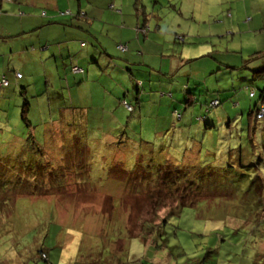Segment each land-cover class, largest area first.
Returning <instances> with one entry per match:
<instances>
[{
	"label": "rangeland",
	"instance_id": "obj_1",
	"mask_svg": "<svg viewBox=\"0 0 264 264\" xmlns=\"http://www.w3.org/2000/svg\"><path fill=\"white\" fill-rule=\"evenodd\" d=\"M143 1L140 7L145 12L143 19L152 22L153 29L157 27L162 31L176 47V52L183 48V57L203 58L187 63L186 73L191 78L176 76L173 80L158 81L151 75L145 79L141 77L142 82H130L122 87L138 92L139 106L125 124L124 121L120 125L115 122L110 135L116 134L113 139L120 138L125 131L131 136V144L138 149L143 142L150 143L153 160L160 165L168 164L165 161L179 164L177 160L182 152L193 147H197L198 153L196 167L206 164L223 168L226 161L237 165L238 158L245 163L250 153L241 145L245 135L240 129L245 126L249 106L258 100L264 84L261 80L264 76L256 78L251 71L258 66L256 61H264L263 57L251 56L264 50V0ZM125 51L124 47L121 52ZM112 52L121 53L115 47ZM140 66L141 63L136 64V68ZM93 84L92 81L88 85L93 87ZM182 84L183 90L172 91L173 104L168 92L162 95L163 89ZM105 85L109 88L107 83ZM246 86L255 90L254 99L248 97ZM187 88L199 102L182 111L185 106L181 102L187 95ZM87 91L84 86L77 102L84 100ZM20 92L12 85V92L0 96H3L0 102V162L13 167L12 170L8 168L9 175L26 159L33 164L46 161L56 168L62 159L66 161V154L79 152L78 145L88 141L92 144L87 149L89 153L82 150V161L86 163L94 157L92 166L96 163L99 171L92 172L85 183L77 181L71 171L81 167V157L72 154L69 163L64 165V176L59 178L62 186L54 178L52 187L47 183L34 194L27 191V195L16 198L0 190V264H264V239L260 243L251 242L243 231L242 226L246 224L236 226L241 224L231 218L232 205L225 200L214 203L216 209L215 213L211 211L212 217L209 215L211 206L203 208L204 203L185 206L178 216L167 218L170 225H166L162 233V238H167L165 245L155 237L146 239L144 244L143 238L139 239L148 236L144 224L157 228L174 205L166 196L162 205L160 202L152 204L159 197L155 190L161 189L163 195L168 191L160 184L158 187L148 185L135 177L143 173L134 170L135 162L140 167L155 163L143 160L138 149L131 147V150L119 139L108 140L109 132L87 134L85 125L73 121L83 113L81 111L66 116L69 120L65 123L60 108L65 106L63 102L70 101V91L64 90L55 97L43 94L40 99L29 98V95L25 99ZM122 93H129V90ZM92 96L90 112L98 113L102 120L112 121L124 116H107V107L98 96ZM213 97L221 98L222 105L208 112L201 111L199 104ZM177 98L180 102H175ZM25 100L29 103L27 119L31 124L27 126L21 119ZM169 101L164 115L161 105ZM173 108L182 112L179 121L169 114ZM205 124L215 127L207 129ZM169 126H172L170 130ZM188 136L193 141L187 140ZM208 150L213 151L215 158L207 156ZM227 150H234L235 155L225 159ZM112 160L121 165H114ZM40 250L45 258H40ZM257 250L258 259L254 258Z\"/></svg>",
	"mask_w": 264,
	"mask_h": 264
},
{
	"label": "trees",
	"instance_id": "obj_2",
	"mask_svg": "<svg viewBox=\"0 0 264 264\" xmlns=\"http://www.w3.org/2000/svg\"><path fill=\"white\" fill-rule=\"evenodd\" d=\"M1 1L2 0H0V3ZM6 1L11 5L14 6L16 5L14 4L15 0H6ZM30 2L32 3L31 9L33 10L42 7L41 2H37L36 0H30ZM141 6L142 5L140 3V0H134L133 3L134 11L137 12V14L139 13L142 17L141 21L143 23H146L148 20L146 21L143 19V17L145 16V12H142L140 10ZM15 12L17 13L16 6L15 9H13V11L11 10L5 11V13H8L7 16H11L10 15L11 13L16 14ZM43 13H44L43 17H45L46 12ZM79 14L81 13L78 12V15ZM39 15L40 14H38V17ZM61 16H68V18L62 21L64 22L63 25L70 27L71 26L70 21L72 19L71 13L69 11L66 12L60 10L56 12V16L54 17L59 18ZM5 22H4L5 23L4 26L8 28L9 31L11 30L12 32L13 25L7 20H5ZM140 29L142 35H146L149 32V27L146 26L145 24L142 25ZM82 31L86 33L88 32L87 30L84 29ZM26 35H28V32H19L16 34L8 35L7 37H0V48H2L1 47L2 44L10 42V40H16L23 36L25 37ZM85 39L86 41L84 42H88L89 44H92L94 42L96 45L99 46V48H101V52L103 54L105 53L104 48L100 45L99 43L100 41L98 40V38L94 37L93 35H90V37L86 35ZM174 39L175 41H177L176 37ZM76 41L79 43L78 38L71 39V42L68 43V46H66L65 44L61 45L59 41L56 42V48L54 47V55L52 56L53 61L49 59L52 61L50 64H52L51 66H53V69L56 72L55 71L54 73L52 72L51 75L49 76L45 75V80H48L47 84L49 85L47 87L51 89L52 96L58 95L59 92H62L64 90L70 91L71 93V96H69L70 101L63 102L65 106H62V108H60L63 111L64 114L63 119H65V123L69 120V118H67L66 116H72L77 114V111H81L83 113H81L78 118L73 119V121L78 124H81L82 126L85 125L86 128L85 131L87 134L88 132H92V131L103 132V133L109 132V134L107 135L108 140L118 141L119 139L122 145H125L128 148L132 147L134 149H138L136 145L134 146L131 144V138H130L131 136H128V134H126L125 131H124L125 134L120 138L116 137L115 139H113L116 134L110 135L112 134L111 132H113L111 129L114 126L113 124L115 122H118V125H120L124 121L123 124H125V121L133 116L134 111L138 110V106H139L138 92L137 95H135L134 97L130 96L129 93H125V94L122 93L123 92L122 85L117 83L115 79L109 77L108 74L104 75L103 66L96 60H92L89 62V68L95 70L94 72L99 75L94 74V78L87 76V72H90L89 69L88 68L83 69L80 66H76L72 60V56L74 55L71 54L70 49H72V44L73 43L75 44ZM178 42H182V41L178 40ZM60 46H64V47L61 48ZM119 47H125V45L124 44L116 45L117 50L121 52ZM104 55H106L108 62L109 60L111 62H116L117 60H119L118 57L109 55L108 53H105ZM251 56H253L256 59L261 57L264 58V50L255 52ZM202 58L203 56H196L195 58L189 59L188 63L192 62L193 60H199ZM256 64L258 66L251 71L254 73V76L256 78H261L259 75L264 76V61L263 63L256 61ZM241 67H243V65ZM245 67L246 66H244L243 68ZM153 72L156 73L155 80L158 81H167L169 79L176 77V74L170 75L163 69L154 70ZM157 72L159 73L158 75ZM14 75L16 79H21L22 77L20 73H16ZM98 79H101L100 83L97 82ZM261 80L264 81L263 78H261ZM92 81L95 84H93V87H90L88 84L91 83ZM3 82L5 83L3 84ZM106 83L109 85L110 89L105 85ZM262 85H263L262 88L259 90L258 100L249 106L247 113V121L245 123V126L242 129H240L241 134L245 135L244 137L245 141L244 142L241 141V145H243V148L244 146H246V148L250 153L249 154L250 158L245 160V163L242 161V159L238 158L237 165L231 163L230 161H226L227 164L223 168H215L212 165L211 167V166H207L206 164H203L202 167L199 166L196 167L195 162L197 160L198 153H197V147H193L191 149L186 148L185 151L182 152L180 159L177 160L179 164L173 165L170 164L171 162L165 161V163L168 164L160 165L159 163H156L153 160L154 159L152 153L153 146L150 143H145V142H143V146L140 145V148L138 149L139 156L142 157L143 160L146 159V161L149 159L148 162L155 163V165L148 164L143 166L142 164V167H140L139 163L135 162L133 166L134 170H136L138 174L140 172H143L142 174L135 175V177L145 181L148 185L155 184L158 187L160 184L163 186L164 190L168 191V193L163 195L161 189L155 190V194L159 195V197L154 199L152 201V204L160 202L162 205L163 204L162 199L164 196H166V199L169 201L173 200V204H174L173 207L169 209L166 216L162 218L159 225H157V228L156 226L152 227L147 224H144L146 230L145 233L148 234V236L139 237V239L143 238L142 241L144 244L146 239L155 237L160 240V243L163 242V244L165 245L167 238L163 239L162 233L164 227L166 225H170V223L167 221V218H169L171 215L178 216L185 206L190 207L198 203H204L203 208L208 209L211 206V209L209 210V215L210 217H212L213 214H211V211L215 213V209H216L214 203H220L222 202V200L228 201L232 205L230 216L231 218H233L234 222H239V224H241V225L236 224V226L241 227L243 225V222L246 224L245 226H242L244 227L243 231H246L245 234L249 235V237L251 238V242L256 241L260 243L262 239H264V236L260 232V230L261 231L263 230L262 232H264V84ZM13 86L16 87L15 89L20 90L21 92L26 89L25 87L26 85H21L19 87L15 85ZM34 86H36V89L33 92H31V94L27 93V95H29V98L37 99L38 97H41V95L45 94L44 85H42L39 82L38 83L36 82ZM84 86H87V90H88L87 92L91 90L92 92L91 94L98 96V98L102 102V105H105L107 107V111H106L107 116H111V117L117 115H124V116L121 119L117 117L118 120L112 119V121H108L109 118L108 119L106 118V120L105 119L102 120L99 117L98 113L95 114L91 113L90 109L92 107L90 109H86V108L82 109L81 106L78 105L77 103V99H78L77 97L79 96V92H81ZM116 86H119L121 92L120 94H117L115 92L116 90L115 91L112 90V88L114 87L116 88ZM177 87L178 89L174 91L175 93H178V90L180 91L183 90L182 85L181 86L177 85ZM258 87H260V85H258ZM4 89H6V91H4ZM9 90H11L10 92H12V85L10 84V81L5 76L0 77V93H1L0 96L8 95L9 93L7 94V92ZM245 90L248 92V97L250 99L255 98L256 93L253 88L246 86ZM172 91L173 90L167 91L170 94L171 101H172ZM25 93H24V98L28 99ZM185 93H187V95H185V97L181 102V104L185 106L183 107L182 111H186L188 106H193V104L199 102L198 98L195 97V94L193 93L192 90H188L187 88L185 89ZM193 95L194 97H192ZM2 98L3 96L0 97V102ZM171 101L161 105V107L164 108L162 109L163 111L162 114H164L167 104H170ZM176 101H179V98H177L175 102ZM214 102H216V104H213ZM173 103L174 101H172V104ZM199 105L201 107V111L205 110V112H208L211 109L221 106L222 100L219 97H213L209 101L203 103L202 105L201 104ZM69 107H74V108L69 109ZM28 108H29V103L27 102V100H25L24 108L21 111L22 113L21 119L22 121H24L23 124L25 126L31 125L27 119V115L29 113ZM171 111L172 112L169 113L170 116L174 120L179 121V119H181L182 112L178 113L177 109L174 108L171 109ZM118 112L121 113L118 114ZM8 117L10 118V114L8 115ZM226 124L228 126L231 125L230 122ZM188 125L190 124L188 123ZM171 127L172 126H169L168 130H170ZM213 127L215 126L212 124H205V128L207 129H211ZM239 137H241V135ZM187 140L193 141V139H189V136ZM91 144H92L91 141H88L84 145L79 144L78 146L81 147L80 151L79 152L75 151V153L72 152L66 154L65 157L66 161L62 159L63 161L61 160L60 164H58L56 168L51 167L46 161L43 160H42L43 163L40 162L33 164L26 159V161L28 162L24 161L23 163H21L22 161H19L21 165L18 166L17 167L18 169L14 170L13 173L10 172L11 175H9V169L12 170L13 167H10L5 163L0 162V190H3L4 192L8 191L11 193L12 197L16 198L17 195H27L25 193L27 191L30 192V194H34V191L40 190V188L47 186V183H48V187H52L54 184L53 185L50 184L52 179L54 178H56L55 182H57L59 186H62L63 183L60 184L59 178L64 176V172H63V169L65 167L64 165L69 163L68 161H70V159L73 157L72 154L74 155L76 154V156L81 157L83 155L82 150L85 149L86 152H88L87 149ZM75 147L77 148V145H75L73 148L75 149ZM227 151L228 153L225 154V159H229L230 157L235 155L234 150H227ZM141 152L142 154H140ZM239 155L241 157V153H239ZM207 156L211 157L212 159L215 158L213 151L210 152V150H208ZM134 157L137 158V155ZM93 158L94 157H90L89 159L91 160L90 161L88 160V162L85 163L84 161H82V157H81V160H79L81 167L79 169L72 168L73 170L71 171V173H73L76 176L77 181H80L81 183H85L86 181H88V177H91L92 172L99 171L98 167L96 166V163L95 166H92ZM112 161L114 162V165L115 164L121 165L116 160H112ZM144 162L145 161H143V163ZM104 167L105 164H103V168ZM139 167L141 171L139 170ZM89 168H91V170ZM142 175L144 176L143 178ZM25 188L28 189L24 190ZM191 193H194V196H192ZM1 207L2 204L0 205V208ZM174 229L176 230L177 226H174ZM39 254L41 255L40 258H45V254L43 253V250H40ZM258 257H259V251L257 250L254 258L258 259Z\"/></svg>",
	"mask_w": 264,
	"mask_h": 264
},
{
	"label": "crops",
	"instance_id": "obj_3",
	"mask_svg": "<svg viewBox=\"0 0 264 264\" xmlns=\"http://www.w3.org/2000/svg\"><path fill=\"white\" fill-rule=\"evenodd\" d=\"M36 1L41 2L42 7L33 10L31 9L32 3L30 0H15L17 13H11V16H7L8 13H5V11H13L15 6L7 3L6 0H2L0 3V37H7L19 32L29 33L25 37L2 44V48H0V77L5 76L11 85L17 87L26 85V89L20 92L23 96L25 92L26 95L27 93L31 94L36 89V86H34L36 82L44 85L45 94L52 96L51 89L47 87L49 85L47 84L48 80H45V75L49 76L55 71L51 66L52 64H50L53 61L54 47L56 48L57 41L61 45L68 46L73 38L79 40V43L76 41L70 49L71 54L74 55L72 56L73 63L83 69L88 68L90 72H87V76L92 78L96 74L95 70L89 68V63L86 64L91 60L101 62L100 64L104 68L103 74H108L122 87H126L130 82L133 84L139 81L142 82L141 77H144V79L151 75L155 77L156 73L154 74L153 71L159 69H163L170 75L176 74L180 78L184 76L191 78L186 73L187 63L191 58L182 56L183 48L180 52H176V47L169 42L168 37L163 35L162 31H158L157 27L152 28V22L148 20L143 23L141 15L134 11L132 0ZM142 2L144 1L140 0L141 4ZM124 3L125 5H123ZM60 10L71 13L70 27L63 25L64 22L62 21L68 16L54 17L56 12ZM43 12H46L45 17H43ZM78 12L81 14L78 15ZM38 14H40L39 17ZM5 20L13 25L12 32L4 26ZM144 24L149 27V32L146 35H142L140 32V27ZM83 29L88 32H83ZM86 35L89 37L93 35L98 38L105 53L116 56L119 60L116 62L109 60L108 62L105 53L101 52L98 45L94 42L92 44L84 42L86 41ZM117 44H124L127 50L123 53L114 54L112 49L113 47L116 48ZM139 63L142 67L136 68V64ZM119 70L122 72L121 74ZM145 70L147 72H144ZM16 73L22 75L21 79L15 78L14 74ZM182 87H184V84H182ZM176 89H178L177 85L166 90L163 89L162 95L170 90L176 91ZM112 90H116L117 94L121 93L119 86L112 88ZM124 90H129V95L132 97L137 95V92L134 93L133 89ZM91 93V90H89L84 100L77 102L82 109L92 107L89 103L93 98ZM40 98L38 97V99Z\"/></svg>",
	"mask_w": 264,
	"mask_h": 264
},
{
	"label": "built area",
	"instance_id": "obj_4",
	"mask_svg": "<svg viewBox=\"0 0 264 264\" xmlns=\"http://www.w3.org/2000/svg\"><path fill=\"white\" fill-rule=\"evenodd\" d=\"M120 50H124V47H119ZM5 82H3L4 84ZM213 104H216V102H214Z\"/></svg>",
	"mask_w": 264,
	"mask_h": 264
}]
</instances>
